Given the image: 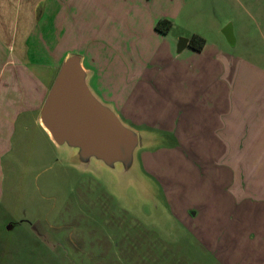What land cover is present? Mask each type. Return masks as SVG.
Listing matches in <instances>:
<instances>
[{
	"label": "rangeland",
	"instance_id": "obj_1",
	"mask_svg": "<svg viewBox=\"0 0 264 264\" xmlns=\"http://www.w3.org/2000/svg\"><path fill=\"white\" fill-rule=\"evenodd\" d=\"M62 1L55 56L81 55L95 92L130 103L121 120L154 140L126 171L18 128L0 160V264H264V0ZM193 35L203 57L184 63Z\"/></svg>",
	"mask_w": 264,
	"mask_h": 264
},
{
	"label": "crops",
	"instance_id": "obj_2",
	"mask_svg": "<svg viewBox=\"0 0 264 264\" xmlns=\"http://www.w3.org/2000/svg\"><path fill=\"white\" fill-rule=\"evenodd\" d=\"M61 8H63L62 0H0V160L8 152L13 136L20 127L25 130L31 125L38 127L50 141L47 133L39 124L38 117L58 73L55 72L56 74L53 75V70L59 71L64 60L63 57L61 61L58 60L54 54L62 38L63 16ZM54 17H56L55 20H53ZM53 36L57 37L54 38ZM186 39V47L180 52L177 51V55L189 52L190 56L187 60L182 61L191 63L194 55L203 57L205 47L199 52L195 51L189 47L190 38ZM211 59L215 61L217 58L212 57ZM83 60L82 57V64ZM204 65H206V62L202 63V68L199 70L201 79H192L188 88L190 90L188 97L195 102H199V98L205 94V90L201 88L198 89H201L199 92H191L194 87L205 85L206 70L202 71ZM40 70L51 72L53 76L46 81L40 75ZM210 74L213 77L218 76V73ZM92 78L93 75L90 73L89 82ZM90 88L104 103L111 105L121 119L123 118L120 113L124 111H129L130 113V110H127V107H130V103H127L121 109H116L117 107L114 104L104 101L91 86ZM203 109L204 104L200 105L199 110L203 111ZM208 109L212 110L213 108L210 107ZM188 122V119L184 122L187 129ZM178 127H175L173 121L169 130L174 131L175 134L176 131L183 129L184 125L182 124V126ZM200 129L202 128L200 127L197 130ZM191 131L188 129L183 136L175 135L180 139H201L199 133L195 132L192 135L189 134L190 136L184 137ZM181 144L180 140L179 146Z\"/></svg>",
	"mask_w": 264,
	"mask_h": 264
},
{
	"label": "water",
	"instance_id": "obj_3",
	"mask_svg": "<svg viewBox=\"0 0 264 264\" xmlns=\"http://www.w3.org/2000/svg\"><path fill=\"white\" fill-rule=\"evenodd\" d=\"M223 34L232 40L231 26ZM186 44L187 39H180L177 51ZM89 78L82 56L66 55L39 113V124L55 146L74 151L78 162L96 160L109 168L121 164L128 171L135 163V151L151 145L154 138L125 124L93 92Z\"/></svg>",
	"mask_w": 264,
	"mask_h": 264
},
{
	"label": "trees",
	"instance_id": "obj_4",
	"mask_svg": "<svg viewBox=\"0 0 264 264\" xmlns=\"http://www.w3.org/2000/svg\"><path fill=\"white\" fill-rule=\"evenodd\" d=\"M165 25L166 31L170 29V23L166 20H161L156 24V29L160 30V26ZM165 34V33H164ZM205 44L204 39L200 38L199 36L193 35L189 40V47L192 48L195 51H201L203 46Z\"/></svg>",
	"mask_w": 264,
	"mask_h": 264
}]
</instances>
